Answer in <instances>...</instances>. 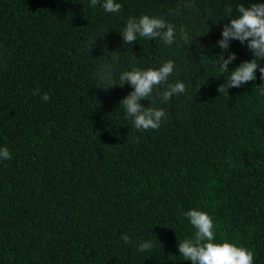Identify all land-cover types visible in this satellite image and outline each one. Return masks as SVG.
<instances>
[{
  "label": "trees",
  "instance_id": "16d2710c",
  "mask_svg": "<svg viewBox=\"0 0 264 264\" xmlns=\"http://www.w3.org/2000/svg\"><path fill=\"white\" fill-rule=\"evenodd\" d=\"M116 2L119 13L104 0H0V148L12 153L0 160V264H191L178 244L195 232L184 216L194 208L213 217L215 242L264 264V79L257 70L221 94L230 74L213 58L228 5L237 16V5L264 0ZM142 15L183 26L189 41L126 45L127 20ZM231 53L229 71L253 59L247 42L230 41ZM168 60L169 82L187 91L155 100L168 119L137 131L120 106L134 89L119 76ZM105 65L108 90L98 88Z\"/></svg>",
  "mask_w": 264,
  "mask_h": 264
},
{
  "label": "clouds",
  "instance_id": "9594fccd",
  "mask_svg": "<svg viewBox=\"0 0 264 264\" xmlns=\"http://www.w3.org/2000/svg\"><path fill=\"white\" fill-rule=\"evenodd\" d=\"M98 3L99 0H90L91 7H95ZM102 7L107 13H119L122 9V5L116 0H104ZM185 7L187 10H192L195 5L189 3ZM235 12L239 15H233L234 9L230 3L227 13L232 17L231 22L224 25L222 39L217 42L222 51L213 57L221 71L230 74L226 82L218 88L221 94L228 92L229 88H240L244 84L255 81L257 70L261 73L260 78L264 79V67L261 66V62H264V3H253L250 7L239 4ZM121 36L126 45L133 44L138 37L159 39L168 46L176 43L177 38L185 43L189 41L188 31L183 26L178 30L176 25L165 18L149 15L130 17ZM233 40L241 44L247 42L249 51L253 53V59L244 61L237 68L229 71V66L237 59L235 53L228 54L230 41ZM102 68L104 70L97 73L101 83L98 88L108 90L115 87L112 85L111 65H105ZM175 68V62L168 60L158 69L142 70L134 66L130 71L120 74V81L125 82L123 86L131 85L134 89L120 102V106H123L126 118H131L135 130H158L168 116L164 108L153 106L155 100H159L163 105L170 102L174 96L186 93L187 89L183 81L169 82V77L173 75ZM260 88L264 90V87ZM154 91L155 99H152ZM36 93H39V88L36 89ZM42 100L47 102L49 95L44 94ZM144 100H150L151 106L144 107L141 103ZM11 159V151L7 147L0 148V160ZM184 216L195 229L191 237L183 241L179 240L178 250L185 261H190L191 264H254L253 250L227 240L221 243L215 242L216 225L213 217L207 212L194 208L185 212ZM122 239L125 243H132L126 233ZM137 247L140 252H146L150 251L154 245L148 241L140 243Z\"/></svg>",
  "mask_w": 264,
  "mask_h": 264
}]
</instances>
